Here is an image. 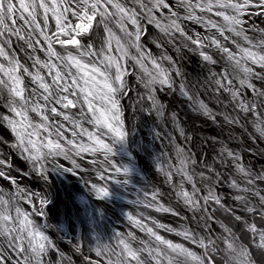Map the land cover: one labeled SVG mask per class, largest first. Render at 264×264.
Listing matches in <instances>:
<instances>
[{"label": "snow or ice", "instance_id": "1", "mask_svg": "<svg viewBox=\"0 0 264 264\" xmlns=\"http://www.w3.org/2000/svg\"><path fill=\"white\" fill-rule=\"evenodd\" d=\"M0 264H264V0H0Z\"/></svg>", "mask_w": 264, "mask_h": 264}, {"label": "bare ground", "instance_id": "2", "mask_svg": "<svg viewBox=\"0 0 264 264\" xmlns=\"http://www.w3.org/2000/svg\"><path fill=\"white\" fill-rule=\"evenodd\" d=\"M182 109V115L185 120V127L188 128L190 131L192 129H195V135L197 138H208L212 136H220L221 138H226L228 134V129L225 128L223 132L221 131V127L217 124H213L210 121H206L202 117H197L195 116L190 109L186 105L180 106ZM238 137L241 135L240 131H237L235 133ZM246 135V134H245ZM235 143H241V140L235 141ZM210 147V145L208 146ZM255 163V161H253ZM62 199H64L63 203H60L58 205V211L61 214L62 218H65V212H66V207L65 204H67V211H69V214L71 216V220L73 223L76 225V233L77 236L80 235L83 231V227L80 224L79 220L76 219V212L75 209L72 208L71 203L67 202L66 198L63 197L62 193ZM111 215V214H109ZM60 218V216H59ZM113 220H115V217H112ZM164 219H169L167 217H164ZM61 220V219H60ZM66 221V226H67V238L64 241V245L68 248L71 246L67 244L68 239H72V233L68 232V220Z\"/></svg>", "mask_w": 264, "mask_h": 264}, {"label": "rangeland", "instance_id": "3", "mask_svg": "<svg viewBox=\"0 0 264 264\" xmlns=\"http://www.w3.org/2000/svg\"><path fill=\"white\" fill-rule=\"evenodd\" d=\"M59 216H60V219H61V222L63 223V226H64V231L67 233V226H66V219L65 218H62L61 214L59 213Z\"/></svg>", "mask_w": 264, "mask_h": 264}]
</instances>
